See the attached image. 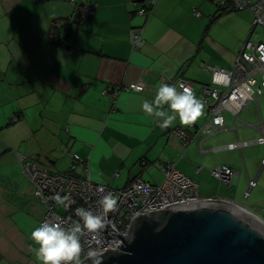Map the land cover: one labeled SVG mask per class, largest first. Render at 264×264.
<instances>
[{
    "label": "crops",
    "instance_id": "1",
    "mask_svg": "<svg viewBox=\"0 0 264 264\" xmlns=\"http://www.w3.org/2000/svg\"><path fill=\"white\" fill-rule=\"evenodd\" d=\"M86 5L94 7L93 15L75 25ZM217 9L212 0H0V264H39L29 237L47 208L17 153L59 171H68L72 154H78L88 161L91 177H100L92 180L113 189L137 177L161 184L163 168L176 163L199 185L200 198L234 202L261 218L245 201L264 184V155L258 169L245 149L264 151L257 142L264 132V99L245 107L237 127L225 111L228 129L200 135L189 147L175 130L202 126L206 107L191 126L177 119L162 128L139 106L140 98L154 100L160 81L179 77L196 84L203 101L201 85L212 81L206 66L232 69L259 26H253L252 11L214 20ZM55 20L68 22L60 29L63 36L71 33L64 46L51 38ZM141 28L143 45L134 48L131 32ZM134 82H144V91H123L113 108L110 93ZM238 141L250 144L242 151L225 149ZM220 166L238 173L231 187L212 177ZM249 178L258 185L247 200Z\"/></svg>",
    "mask_w": 264,
    "mask_h": 264
},
{
    "label": "built area",
    "instance_id": "2",
    "mask_svg": "<svg viewBox=\"0 0 264 264\" xmlns=\"http://www.w3.org/2000/svg\"><path fill=\"white\" fill-rule=\"evenodd\" d=\"M74 2V0H72ZM155 0H152L154 4ZM218 8H227L236 12L252 11L253 26L264 28V0H212ZM84 18H89L94 13V7L86 5L81 10ZM140 14H147L146 9H140ZM195 16H201L198 10ZM72 24V21H69ZM65 24L61 20L52 23L51 38L60 44L64 33L61 32ZM61 29V30H60ZM144 29L132 30V44L134 48L143 45ZM264 45V41L255 43L247 40L234 59L231 70L218 69L206 66L211 73V84H202L203 102L208 111L209 117L194 131L176 129L175 133L183 140L186 147H189L198 136L210 137L228 129L225 124L223 113L231 112L235 117V125L240 120V114L252 101L259 102L264 99V61L259 59L260 53L257 49ZM169 84L176 85L178 90L181 86L195 89V85L186 79L179 77ZM145 89L144 82H134L110 93L113 108L120 94L123 91L142 92ZM258 97V99H256ZM222 117L220 124L214 123L216 117ZM260 127L263 128L261 122ZM263 130V129H262ZM264 146V132L257 141ZM250 143L238 141L225 147L228 150H243ZM202 147V142H201ZM20 165L25 176L35 186V195L46 206L47 211L41 221L46 220L59 222L67 227L79 218L75 216L77 207L91 209L94 213L103 214L98 205V200L108 192L112 193L117 203L114 209L107 214L104 220V227L99 230L95 239L91 236H82V258L88 250H98L100 255L108 250L119 249L123 240L117 235L128 240L130 230L135 219L152 211H162L168 207L180 204H189L199 201V185L191 178L177 169L176 163H169L163 168V182L153 184L141 177L135 178L128 186L122 189H113L104 184L94 182L91 177L89 163L82 156L72 154L73 162L68 171L56 170L53 166L44 165L28 156L17 153ZM264 169V159L261 170ZM79 171V172H78ZM200 171V168L198 169ZM214 178L232 186L238 173L229 166H220L211 171ZM258 185L257 179L249 178V190L245 194L248 200L251 191ZM104 188V193L98 189ZM59 196L63 203L58 202L55 197ZM59 208L61 211H57ZM106 223H110L113 230L107 229Z\"/></svg>",
    "mask_w": 264,
    "mask_h": 264
},
{
    "label": "water",
    "instance_id": "3",
    "mask_svg": "<svg viewBox=\"0 0 264 264\" xmlns=\"http://www.w3.org/2000/svg\"><path fill=\"white\" fill-rule=\"evenodd\" d=\"M82 17L79 11L73 23ZM117 235L124 244L100 255V264H264V220L227 200L201 198L152 211L135 219L128 240Z\"/></svg>",
    "mask_w": 264,
    "mask_h": 264
},
{
    "label": "clouds",
    "instance_id": "4",
    "mask_svg": "<svg viewBox=\"0 0 264 264\" xmlns=\"http://www.w3.org/2000/svg\"><path fill=\"white\" fill-rule=\"evenodd\" d=\"M257 51L260 53L259 59L264 61V45ZM181 87L182 90H178L176 85L160 81L154 100L140 98L139 106L147 116L155 117L162 128L170 127L177 119L182 126H191L204 115L205 103L197 98L193 89ZM222 119L217 116L214 123L220 124ZM90 179L100 181L99 176ZM98 191L104 193L105 190L100 187ZM55 199L63 203L58 195ZM97 203L102 209V215L94 213L89 208L77 207L75 216L79 219L67 227L48 220L35 227L29 239L35 245V247L30 245V250L36 261L39 264H86L87 260H91L92 264H100L98 250H88L82 258L84 250L81 237L87 235L95 239L99 230L104 227L105 217L114 209L117 201L113 194L108 192L102 195Z\"/></svg>",
    "mask_w": 264,
    "mask_h": 264
},
{
    "label": "rangeland",
    "instance_id": "5",
    "mask_svg": "<svg viewBox=\"0 0 264 264\" xmlns=\"http://www.w3.org/2000/svg\"><path fill=\"white\" fill-rule=\"evenodd\" d=\"M241 13H243V12H240L239 15ZM236 14H238V13H236ZM251 29H252V26H251ZM249 36H250V32H249V35L247 36V38H249ZM251 39L253 40L252 42H255V43L260 42L259 40L264 41V28L259 26L257 28L256 32L253 34ZM245 154H246V158H247L248 163L249 164H252V163L258 164V169H259L260 161L262 159L261 157L264 155V151L260 148V146H255V147L253 146L252 148L248 149L247 151L245 149ZM263 159H262V161H263ZM262 161H261V164H262ZM263 177H264V175H263ZM244 178H245V176H243L242 180ZM215 181H216V179H215ZM256 194H258L257 198L254 197ZM245 204L250 205L251 209L254 210L255 212H257L259 214V216L261 217V219L264 220V184H261L260 187H258L254 191L252 199L249 201H245ZM57 211L60 212L61 210L59 208H57Z\"/></svg>",
    "mask_w": 264,
    "mask_h": 264
},
{
    "label": "trees",
    "instance_id": "6",
    "mask_svg": "<svg viewBox=\"0 0 264 264\" xmlns=\"http://www.w3.org/2000/svg\"><path fill=\"white\" fill-rule=\"evenodd\" d=\"M232 10H228L227 8H218L216 15L214 16V20H218L219 18H221L223 15H225L228 12H231ZM68 27V24H65L64 28ZM65 45V44H64ZM62 45V46H64Z\"/></svg>",
    "mask_w": 264,
    "mask_h": 264
}]
</instances>
